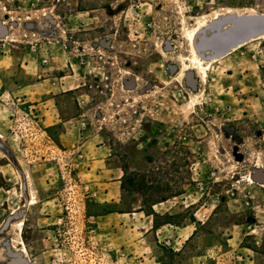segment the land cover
Instances as JSON below:
<instances>
[{
  "label": "rangeland",
  "instance_id": "rangeland-1",
  "mask_svg": "<svg viewBox=\"0 0 264 264\" xmlns=\"http://www.w3.org/2000/svg\"><path fill=\"white\" fill-rule=\"evenodd\" d=\"M251 30L264 0H0V264H264V31L208 48Z\"/></svg>",
  "mask_w": 264,
  "mask_h": 264
},
{
  "label": "crops",
  "instance_id": "crops-1",
  "mask_svg": "<svg viewBox=\"0 0 264 264\" xmlns=\"http://www.w3.org/2000/svg\"><path fill=\"white\" fill-rule=\"evenodd\" d=\"M141 213H142V216H145V221L147 222V228L145 230L138 231L139 226H140L139 224L143 222L142 218L140 217ZM133 214H135L134 216H136V221L134 222V225H129V229H131L137 233H141L143 235L142 240L146 243L147 248L152 247V245L150 243V241L152 239L156 241L154 234H156V237L159 238L160 237L159 232H162L164 229H167V231H168L167 226L168 225L172 226V223L169 221H166V220H163V222L155 225L153 214H150V213L145 214V212H143V210H141V209L137 210L136 212H133ZM117 226H118V228L124 227V225L120 224V223ZM183 229H185V227H182L180 229V232H182ZM167 231L166 232L163 231V233H162L163 238L169 236V233H167ZM173 232L175 234H179V231L177 229L174 230ZM144 257L147 259V261H149V263H152V262L153 263H160L153 253L147 252V255Z\"/></svg>",
  "mask_w": 264,
  "mask_h": 264
},
{
  "label": "bare ground",
  "instance_id": "bare-ground-1",
  "mask_svg": "<svg viewBox=\"0 0 264 264\" xmlns=\"http://www.w3.org/2000/svg\"><path fill=\"white\" fill-rule=\"evenodd\" d=\"M235 10V9H234ZM231 12V11H230ZM238 14H240V13H238ZM215 15V14H214ZM258 16H260V14H247V15H244V14H240V15H232V19L233 20H236V19H242V18H246V17H258ZM199 23V22H198ZM202 28V27H201ZM187 31H188V29H187ZM187 35V34H186ZM255 36H260V35H253V36H251L249 39H251V38H253V37H255ZM254 39V38H253ZM195 40V39H194ZM245 42V41H244ZM244 42H240V43H238V44H236V45H233V46H231V48H229L228 50H227V52L226 53H228L229 51H231L232 50V48H234V47H236L237 45H239V44H241V43H244ZM196 47V49H197V45L195 46ZM197 53L201 56V57H203L202 56V54L200 53V51L197 49ZM197 53H194L193 54V56L191 57V59H190V63L192 64V67L193 68H195V69H197L198 70V72H200V73H202V70H203V67L204 66H202V64H201V59L199 58V56L197 55ZM217 56L218 55H220V54H216ZM186 64V63H185ZM207 75V74H206ZM250 180H251V178H249ZM31 203V202H30ZM20 251L23 253V257H22V261H23V263L24 264H32V262H31V260H30V257H29V255H28V253H27V251H26V249H25V247L24 246H21L20 247ZM7 257V256H6ZM6 257H4L3 256V258H4V262L3 263H1V264H10L11 262H9V260L6 258Z\"/></svg>",
  "mask_w": 264,
  "mask_h": 264
},
{
  "label": "water",
  "instance_id": "water-1",
  "mask_svg": "<svg viewBox=\"0 0 264 264\" xmlns=\"http://www.w3.org/2000/svg\"><path fill=\"white\" fill-rule=\"evenodd\" d=\"M238 20L239 19H236V20H233V25L235 26L237 23H238ZM233 30H235V27H233ZM262 31H264V30H258V31H256V30H251V31H249V32H247L245 35H231L232 34V31H231V33L229 32L228 34H230V35H224V36H226V37H228V38H230L231 39V41H230V43L226 46V47H224V48H222V49H218L217 48V41H216V43L215 42H213L212 44H210L209 46H208V48H211V49H213L214 51H215V54H221V53H224L225 51H227L229 48H231V46H233V45H236V44H238V43H240V42H244V41H246V40H248L251 36H253V35H256V34H258V33H260V32H262ZM223 36V35H222ZM218 37H220L219 35H213V37H211V38H213V39H217L218 40ZM197 49L199 50V51H201V50H203V49H207L206 47H202V46H200V44L199 45H197ZM255 178L257 179V180H260L261 179V176L259 175V174H256L255 175Z\"/></svg>",
  "mask_w": 264,
  "mask_h": 264
},
{
  "label": "trees",
  "instance_id": "trees-1",
  "mask_svg": "<svg viewBox=\"0 0 264 264\" xmlns=\"http://www.w3.org/2000/svg\"><path fill=\"white\" fill-rule=\"evenodd\" d=\"M150 214H153V216H154V219H155V216H156V213L155 212H153V211H151V212H149ZM154 224L156 225V224H158V223H156V221L154 220Z\"/></svg>",
  "mask_w": 264,
  "mask_h": 264
},
{
  "label": "built area",
  "instance_id": "built-area-1",
  "mask_svg": "<svg viewBox=\"0 0 264 264\" xmlns=\"http://www.w3.org/2000/svg\"><path fill=\"white\" fill-rule=\"evenodd\" d=\"M245 177H241V180H244ZM238 181V180H237Z\"/></svg>",
  "mask_w": 264,
  "mask_h": 264
}]
</instances>
